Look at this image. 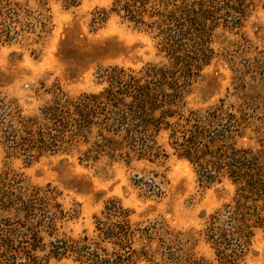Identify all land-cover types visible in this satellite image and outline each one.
I'll list each match as a JSON object with an SVG mask.
<instances>
[{
  "label": "trees",
  "instance_id": "obj_1",
  "mask_svg": "<svg viewBox=\"0 0 264 264\" xmlns=\"http://www.w3.org/2000/svg\"><path fill=\"white\" fill-rule=\"evenodd\" d=\"M22 1L0 0V47L46 32L47 17L41 14L46 0H35L36 14L28 0ZM257 9L264 12V0H113L100 21L110 13L147 34L165 64L147 63L137 70L107 67L96 73L100 91L75 98L54 85L34 116L24 115L16 99L0 94V145L6 158L32 163L83 147L85 162L156 164L167 158L159 144L164 140L173 156L192 167L202 187L223 181L234 187L230 201L195 233L175 232L161 222L133 224L131 212L109 199L93 217L92 235L74 239L65 228L78 210H65L50 184L31 185L3 164L0 264L61 259L74 264H245L256 235H264V132L254 138L256 148L243 147L239 143L250 128L243 109L236 112L223 100L187 109L186 97L194 77L216 56L214 33L239 30ZM242 73L263 83L264 61ZM156 179L149 174L142 185L159 197ZM198 241L209 248L212 261L197 256Z\"/></svg>",
  "mask_w": 264,
  "mask_h": 264
},
{
  "label": "rangeland",
  "instance_id": "obj_2",
  "mask_svg": "<svg viewBox=\"0 0 264 264\" xmlns=\"http://www.w3.org/2000/svg\"><path fill=\"white\" fill-rule=\"evenodd\" d=\"M36 1L26 3L35 14L39 12ZM45 2L46 11L41 14L47 17L46 32L39 37L36 32L26 34L0 47V94L16 99L24 115H36L48 102L46 93L54 85L75 98L100 91L96 73L107 67L137 70L147 63L165 64L156 42L147 34L110 13L100 21L102 11L108 13L113 0H79L75 7L62 0ZM212 42L216 56L194 77L186 108H205L223 100L236 112L243 109L250 128L239 145L256 148L254 138L264 132V81L242 72L244 67L264 61V12L253 11L237 31H216ZM159 144L166 159L156 164L132 162L128 167L106 159L85 162L83 147L26 163L22 158H6L0 145V169L5 164L23 174L31 185L56 188L65 210H78L77 218L65 228L74 239L92 235L93 217L100 215L109 199L118 200L131 212L133 224L161 222L175 232L195 233L212 212L230 201L234 187L228 181L202 187L192 167L173 156L164 140ZM149 174L157 176L159 197L151 196L142 185ZM194 251L206 260L213 259L202 241ZM50 264L74 263L61 259ZM245 264H264L263 234L256 235Z\"/></svg>",
  "mask_w": 264,
  "mask_h": 264
}]
</instances>
